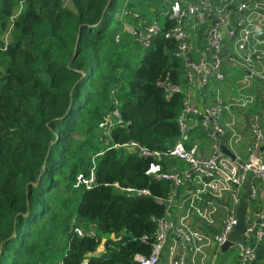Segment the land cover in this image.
Masks as SVG:
<instances>
[{
  "label": "trees",
  "instance_id": "16d2710c",
  "mask_svg": "<svg viewBox=\"0 0 264 264\" xmlns=\"http://www.w3.org/2000/svg\"><path fill=\"white\" fill-rule=\"evenodd\" d=\"M122 1L0 0V264H138L136 255H151L166 214L157 199L171 185L146 175L150 160L113 147L175 144L186 81L174 39L161 33L145 48L124 30L153 24L164 2L125 0L117 15ZM115 110L123 125L107 145L99 126ZM94 165L97 186L75 188ZM74 220L96 225L95 236L73 234Z\"/></svg>",
  "mask_w": 264,
  "mask_h": 264
},
{
  "label": "built area",
  "instance_id": "2783aa9c",
  "mask_svg": "<svg viewBox=\"0 0 264 264\" xmlns=\"http://www.w3.org/2000/svg\"><path fill=\"white\" fill-rule=\"evenodd\" d=\"M163 2L161 15L165 16L164 27L168 26L165 31L160 25L161 15L151 25L141 19L140 27L124 29L145 48L161 33L174 39L186 81L184 109L178 119L181 135L175 144L166 151H151L137 142L113 147L150 160L146 175L171 185L167 199H157L165 204L166 214L157 220L151 255H136L135 261L215 264L238 225L244 188L250 184V197L257 199L260 190L254 182L264 183V125L259 113V108L264 109V0ZM126 15L140 18L131 11H124L122 17ZM2 47L7 50L6 40ZM232 71L239 72L235 75ZM230 78L235 82L232 96L224 100L217 87ZM167 90L180 91L174 86ZM255 108L258 111H252ZM235 110L246 113V142ZM227 114L230 120L224 119ZM120 125L123 121L119 110L101 122L107 145L111 131ZM97 184L94 165L88 176H77L74 187L92 190ZM114 187L129 197H152L147 188ZM246 226L245 234L233 247L240 264L253 263L256 251L252 246L264 241V227L248 214ZM96 228L90 225L84 230L74 220L71 232L79 237L95 236Z\"/></svg>",
  "mask_w": 264,
  "mask_h": 264
},
{
  "label": "crops",
  "instance_id": "0c3cea01",
  "mask_svg": "<svg viewBox=\"0 0 264 264\" xmlns=\"http://www.w3.org/2000/svg\"><path fill=\"white\" fill-rule=\"evenodd\" d=\"M239 71H232V73H234L235 75L238 74ZM233 80V78H230L228 81ZM227 81V82H228ZM234 81V80H233ZM227 82H225L222 85H219L217 87V89L220 90V92L222 93L223 99H224V95L227 96V98L229 99L232 96V92L231 89L228 91V94L226 95V84ZM252 111H258L257 108L253 109ZM235 116L238 120V123L240 125V129L242 134L245 136V142L248 139L249 133L248 130L244 128V125L247 121V116L245 115L246 113L244 112H240L235 110L234 111ZM259 113L260 116L262 118L263 121V125H264V109L263 108H259ZM224 119L226 120H230L229 115H225ZM240 151H243V146L240 147ZM254 184L259 188L260 190V194L257 197V199H252L250 197L251 195V185L248 184L246 185V187L244 188V200H248L249 201V209H248V218L254 219V221L257 223V225L259 227H264V183H262L261 181H255ZM112 239H114V235L111 236ZM106 238L103 239V244L100 246V248L98 249V254L97 255H101L104 253L105 251V242H106ZM253 245V244H251ZM252 247H254L255 251H256V259L253 263L251 264H264V241L260 244H255ZM230 252H234L233 257H234V263L233 264H240L239 259H238V253L236 251L235 248H232L230 250H228L227 252H224L223 250H221V252L218 254L217 258L215 259V264H231L230 262L227 261V256L229 255ZM224 256V258H223Z\"/></svg>",
  "mask_w": 264,
  "mask_h": 264
},
{
  "label": "water",
  "instance_id": "95a60500",
  "mask_svg": "<svg viewBox=\"0 0 264 264\" xmlns=\"http://www.w3.org/2000/svg\"><path fill=\"white\" fill-rule=\"evenodd\" d=\"M249 209V201L243 200L239 209H238V225L234 229L233 233L231 234V239L228 241L223 247L222 250L227 252L228 250L232 249L235 243L243 236L247 230V214Z\"/></svg>",
  "mask_w": 264,
  "mask_h": 264
},
{
  "label": "rangeland",
  "instance_id": "374dc122",
  "mask_svg": "<svg viewBox=\"0 0 264 264\" xmlns=\"http://www.w3.org/2000/svg\"><path fill=\"white\" fill-rule=\"evenodd\" d=\"M157 1H159V2L162 1L163 2V0H157ZM125 4H126V1L124 0L120 4L117 5V8H116L117 15L121 14L123 9L125 8ZM67 6L68 7H72L71 3L69 2V0H67ZM161 11H162V13H164V9L163 8L161 9ZM116 20H117V16H116ZM115 24H116V22H115ZM160 25H161V27H164V25H165V16L163 14L161 15V18H160ZM233 84H235V82L233 80H230V81L227 82V84H226V95L228 94V91L233 88ZM224 100H228L227 96H225V95H224ZM206 145H208V142H206L205 146ZM177 164L181 165L183 163L181 161H177ZM233 254H234V252H230L229 255L227 256V258H228L227 261L230 262L231 264L234 263ZM223 258H224V256H223Z\"/></svg>",
  "mask_w": 264,
  "mask_h": 264
}]
</instances>
